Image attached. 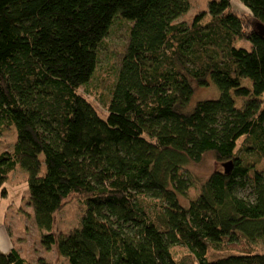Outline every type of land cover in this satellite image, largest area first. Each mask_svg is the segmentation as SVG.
Segmentation results:
<instances>
[{"label": "trees", "instance_id": "obj_1", "mask_svg": "<svg viewBox=\"0 0 264 264\" xmlns=\"http://www.w3.org/2000/svg\"><path fill=\"white\" fill-rule=\"evenodd\" d=\"M238 1L251 21L232 0L189 22V0H0V197L19 166L58 264H264V0ZM116 20L127 42L101 114L79 89ZM206 154L222 167L198 181L185 167ZM70 198L78 224L56 236ZM0 264L30 263L12 246Z\"/></svg>", "mask_w": 264, "mask_h": 264}, {"label": "rangeland", "instance_id": "obj_2", "mask_svg": "<svg viewBox=\"0 0 264 264\" xmlns=\"http://www.w3.org/2000/svg\"><path fill=\"white\" fill-rule=\"evenodd\" d=\"M209 1L211 0H189V9L180 20L189 22L196 13L207 10ZM231 5L233 10L247 16V9L238 0H232ZM247 17L248 21H251V17L249 15ZM128 26L127 21L116 20L108 36L102 42L99 63L92 79L87 85L79 89L101 114L105 112L104 103L107 101L109 89L125 49ZM217 95L218 90L213 86L195 87L192 101L195 103L197 100L214 98ZM13 138L14 135L11 131H4L0 135V150L9 149ZM221 167V163H218L211 154H206L199 163L188 164L185 167V172L190 173L194 179L203 181L212 171ZM4 186L7 193L6 196L0 197V231L7 232L11 245L17 248L30 264H38L39 259L52 264L63 262V258L57 253L56 244L50 249H45L41 244V235L35 223L33 207L29 202L26 173L19 166H16L8 174ZM181 201L186 204L184 198ZM79 217L80 205L77 199L66 200L64 206L54 216L51 232L58 236L60 233L69 231L78 224ZM209 233L211 240H218L217 232L209 228ZM6 249L8 248L4 247L1 250ZM174 254L177 258H188L186 249L182 247H177Z\"/></svg>", "mask_w": 264, "mask_h": 264}, {"label": "crops", "instance_id": "obj_3", "mask_svg": "<svg viewBox=\"0 0 264 264\" xmlns=\"http://www.w3.org/2000/svg\"><path fill=\"white\" fill-rule=\"evenodd\" d=\"M8 235H7V232L5 231H0V250L3 249L4 247L5 248H8L6 250H1V251H8L12 245H11V240L10 238L8 239Z\"/></svg>", "mask_w": 264, "mask_h": 264}, {"label": "water", "instance_id": "obj_4", "mask_svg": "<svg viewBox=\"0 0 264 264\" xmlns=\"http://www.w3.org/2000/svg\"><path fill=\"white\" fill-rule=\"evenodd\" d=\"M256 28L258 29L259 35L264 39V26L259 24V23H256ZM223 165H224V167H225V169L227 171L228 170L227 163H224Z\"/></svg>", "mask_w": 264, "mask_h": 264}]
</instances>
